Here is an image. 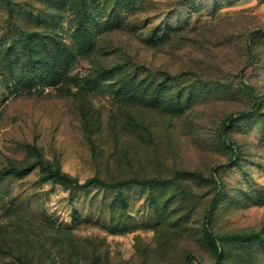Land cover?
Listing matches in <instances>:
<instances>
[{
  "label": "rangeland",
  "instance_id": "obj_1",
  "mask_svg": "<svg viewBox=\"0 0 264 264\" xmlns=\"http://www.w3.org/2000/svg\"><path fill=\"white\" fill-rule=\"evenodd\" d=\"M31 165L0 264H264V0H0V171Z\"/></svg>",
  "mask_w": 264,
  "mask_h": 264
},
{
  "label": "trees",
  "instance_id": "obj_2",
  "mask_svg": "<svg viewBox=\"0 0 264 264\" xmlns=\"http://www.w3.org/2000/svg\"><path fill=\"white\" fill-rule=\"evenodd\" d=\"M25 32V31H24ZM27 33V32H25ZM29 34V33H27ZM116 67L119 68V65L115 66V67H111V68H104L102 69L100 72H99V76H104L106 74H109L113 71L116 70ZM247 88L252 92V94L254 95L255 97V101L252 105V107L248 110H245V111H242V113L244 114H247V113H250L252 111H254L255 108H257L259 106V101L258 99L256 98V94H255V91H254V88L253 86L251 85H246ZM41 166L42 168L44 169L45 171V177L48 178V179H52L54 181H59V182H62V183H66V184H74V185H77V186H80V187H84V186H87L89 184H93V183H97V184H100V185H103V186H109V187H117V186H120V184H122L121 182H118V183H110L108 181H105L103 179H99V178H96L95 181L94 179H90L89 181H87L86 183H80V181L76 178H74L72 175H70L69 173L65 172L64 170H62V168L60 167H53L51 164L49 163H41ZM34 166H27V167H18V166H11V167H6L4 169H2L0 171V181L3 180L5 177L11 175V174H15V175H19V176H22V175H25L27 173H29L32 169H33ZM132 182H135L134 179L132 180H126L124 183H132ZM219 200V197L218 199ZM247 236L246 235H241V234H228V235H224L222 237V239H225V238H232V239H240L241 237H245ZM208 240L209 242L211 243V245L214 247L215 251H216V254H217V264H226L223 260L224 258V254L223 252L220 250L219 248V243L217 242L216 240V237L212 234V233H208Z\"/></svg>",
  "mask_w": 264,
  "mask_h": 264
}]
</instances>
